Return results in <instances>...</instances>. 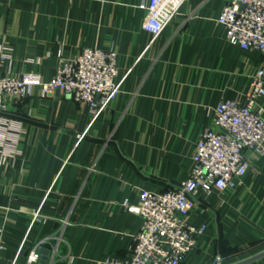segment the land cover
<instances>
[{
    "label": "crops",
    "instance_id": "0c3cea01",
    "mask_svg": "<svg viewBox=\"0 0 264 264\" xmlns=\"http://www.w3.org/2000/svg\"><path fill=\"white\" fill-rule=\"evenodd\" d=\"M230 1H183L147 46L140 8L147 0H0L4 74L48 80L59 52L73 57L84 47L115 51L119 76L128 71L92 121L86 104L61 92L42 95L33 87L3 100L0 264H26L35 247L49 250L46 264L127 255L143 219L125 201L137 204L141 189L178 190L217 104L244 103L251 77L264 67L258 51L230 45L217 23ZM258 107L264 118V96L255 98ZM245 156L239 184L192 198L190 221L207 230L181 264H210L218 255L228 263L237 260L235 250L264 248V155Z\"/></svg>",
    "mask_w": 264,
    "mask_h": 264
},
{
    "label": "built area",
    "instance_id": "2783aa9c",
    "mask_svg": "<svg viewBox=\"0 0 264 264\" xmlns=\"http://www.w3.org/2000/svg\"><path fill=\"white\" fill-rule=\"evenodd\" d=\"M185 0H147L142 27L150 35V45L163 31ZM225 29V38L242 50H256L264 58V0H232L216 19ZM7 58L0 53V111L3 101L18 100L37 87L42 95L61 92L86 104L91 121L102 113L120 92L127 72L119 76L116 53L96 47H84L73 57L59 52L54 75L43 80L38 73L4 74ZM257 96H264V67L251 77L245 102L223 100L214 109L212 126L198 135L191 155V166L181 189L153 191L141 189L137 204L125 201L128 211L142 217L141 230L134 236L124 258L107 257L97 264H181L194 247L195 238L204 234L207 223L190 221L192 198L198 191L209 194L223 192L240 183L247 173L246 151L264 155V118L262 109L252 108ZM38 219V211L31 223ZM3 242L0 239V252ZM39 260L33 248L26 264Z\"/></svg>",
    "mask_w": 264,
    "mask_h": 264
},
{
    "label": "water",
    "instance_id": "95a60500",
    "mask_svg": "<svg viewBox=\"0 0 264 264\" xmlns=\"http://www.w3.org/2000/svg\"><path fill=\"white\" fill-rule=\"evenodd\" d=\"M179 189H181V187H179ZM38 252L40 253V259L37 264H46V261H47L46 259L49 254V250L42 247L38 250ZM263 257H264V248L248 256L237 259L235 261H231L228 263H217V264H251V263L257 262Z\"/></svg>",
    "mask_w": 264,
    "mask_h": 264
},
{
    "label": "rangeland",
    "instance_id": "374dc122",
    "mask_svg": "<svg viewBox=\"0 0 264 264\" xmlns=\"http://www.w3.org/2000/svg\"><path fill=\"white\" fill-rule=\"evenodd\" d=\"M253 248H255V247L249 245L246 248L238 249V251L235 250V256H233V257L236 258V259H239L240 257L247 256V255H249L251 249H253ZM226 261H227L226 259H224L223 257H220L218 255L217 258H213L212 259L210 264L225 263Z\"/></svg>",
    "mask_w": 264,
    "mask_h": 264
}]
</instances>
